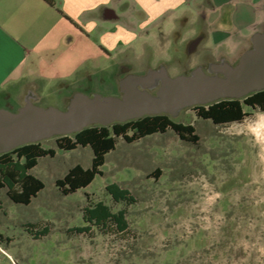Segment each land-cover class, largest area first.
<instances>
[{"label": "rangeland", "instance_id": "374dc122", "mask_svg": "<svg viewBox=\"0 0 264 264\" xmlns=\"http://www.w3.org/2000/svg\"><path fill=\"white\" fill-rule=\"evenodd\" d=\"M223 60H213L202 47L188 56L184 40L154 39L133 73L164 64L177 77L199 66L210 72L211 64ZM113 62L118 66V60ZM106 63L84 77L0 91V108L17 110L30 99L63 110L83 90L118 96L126 67ZM247 112L241 123L215 126L198 118L193 107L182 110L173 119L195 127L197 144L182 141L172 130L133 143L120 138L106 155L103 174L67 196L56 181L77 165L91 168V147L41 158L31 174L45 188L29 205L11 202L5 192L0 195V264H264V113ZM113 183L129 189L137 203H116L106 190ZM99 201L113 211L127 210L126 234L72 231L84 225L86 205ZM44 227L50 233L40 239L28 232Z\"/></svg>", "mask_w": 264, "mask_h": 264}, {"label": "crops", "instance_id": "0c3cea01", "mask_svg": "<svg viewBox=\"0 0 264 264\" xmlns=\"http://www.w3.org/2000/svg\"><path fill=\"white\" fill-rule=\"evenodd\" d=\"M263 31L264 0H0V91L84 77L110 61L133 72L154 39L171 37L187 49L200 39L198 50L235 65Z\"/></svg>", "mask_w": 264, "mask_h": 264}, {"label": "water", "instance_id": "95a60500", "mask_svg": "<svg viewBox=\"0 0 264 264\" xmlns=\"http://www.w3.org/2000/svg\"><path fill=\"white\" fill-rule=\"evenodd\" d=\"M199 41L193 42L195 46ZM210 68L206 72L199 66L177 77L169 76L164 66L144 75L129 74L119 82V96L76 92L63 110L41 107L30 99L16 111L0 108V155L95 125L161 114L175 118L187 108L242 100L264 91V31L253 35L252 46L238 63L223 60Z\"/></svg>", "mask_w": 264, "mask_h": 264}, {"label": "trees", "instance_id": "16d2710c", "mask_svg": "<svg viewBox=\"0 0 264 264\" xmlns=\"http://www.w3.org/2000/svg\"><path fill=\"white\" fill-rule=\"evenodd\" d=\"M54 6L55 0H44ZM247 108L264 113V91L251 94L242 100H224L207 106H194L196 116L205 121H211L215 126H226L243 122L249 115ZM16 111V110H13ZM172 130L182 141L197 144L199 136L193 125L177 123L165 114L145 116L123 123L109 126L95 125L82 131L53 138L54 146H48L45 141L27 144L8 153L0 155V195L5 192L7 198L20 205H29L33 198L45 188L43 181L31 174V170L38 165L41 158L55 157L57 150L72 151L79 147H91L93 160L91 168L77 165L69 170L56 185L63 195L75 193L88 187L97 175H102V166L106 155L115 150L117 142L122 138L127 143L165 134ZM112 199L122 205H134L136 198L127 188L113 183L106 187ZM4 211L0 196V213ZM126 209L113 211L106 203L99 201L87 204L83 209L84 225L72 231L81 235H90L92 231L103 234L123 235L130 230ZM33 227H35L33 225ZM28 232L35 239H40L50 233L48 227L29 229ZM71 232V231H70ZM1 238V235H0Z\"/></svg>", "mask_w": 264, "mask_h": 264}, {"label": "flooded vegetation", "instance_id": "af4514ba", "mask_svg": "<svg viewBox=\"0 0 264 264\" xmlns=\"http://www.w3.org/2000/svg\"><path fill=\"white\" fill-rule=\"evenodd\" d=\"M194 41H191V43L189 44V47H188V49H187V53H188V56L189 55H192V54H194V53H196L197 51H199L198 49H197V47H198V45H199V43L195 46V44L193 43ZM193 51V52H192ZM162 66H164L165 68H166V66L163 64V65H159V67L157 68V69H159V68H161ZM152 70H156V69H152ZM194 70V69H193ZM122 71L123 72H125L124 74V76H123V78L125 77V76H127V75H129V74H134L133 72H131L130 71V69H128V68H123L122 69ZM166 71H167V68H166ZM148 71H146L145 73H143V74H140V75H144V74H146ZM191 72V71H190ZM167 73H168V71H167ZM135 75H137V74H135ZM169 75V74H168ZM170 76V75H169ZM122 78V79H123ZM120 81H121V79H120ZM119 81V82H120ZM118 86H119V83H118ZM119 89V93H118V96L121 94V92H120V87L118 88ZM84 93V92H83Z\"/></svg>", "mask_w": 264, "mask_h": 264}, {"label": "clouds", "instance_id": "9594fccd", "mask_svg": "<svg viewBox=\"0 0 264 264\" xmlns=\"http://www.w3.org/2000/svg\"><path fill=\"white\" fill-rule=\"evenodd\" d=\"M221 44L225 46L226 50L228 51V53L231 56H235V55H238L239 54L238 46L237 45H235V44H229L228 41H222ZM212 51L213 50H211V49L209 50V54L210 55L212 54Z\"/></svg>", "mask_w": 264, "mask_h": 264}, {"label": "bare ground", "instance_id": "6f19581e", "mask_svg": "<svg viewBox=\"0 0 264 264\" xmlns=\"http://www.w3.org/2000/svg\"><path fill=\"white\" fill-rule=\"evenodd\" d=\"M261 125H263V124H261Z\"/></svg>", "mask_w": 264, "mask_h": 264}]
</instances>
